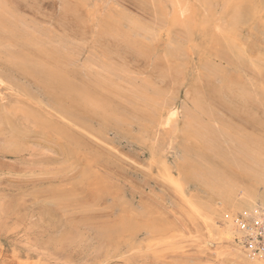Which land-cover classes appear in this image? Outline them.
<instances>
[{"label":"rangeland","instance_id":"1","mask_svg":"<svg viewBox=\"0 0 264 264\" xmlns=\"http://www.w3.org/2000/svg\"><path fill=\"white\" fill-rule=\"evenodd\" d=\"M161 1L168 4V0ZM187 1L193 21V39L189 42L185 31L151 0H9L29 21L68 42L69 47H78L83 54L82 63L68 68L55 58L42 57L49 70L64 74L66 89L15 70V84L2 88L0 264H247L237 257L221 256L226 244L210 238L206 217L193 213L167 180L161 164L150 160L154 128L142 133L139 123L148 119L147 113L144 115L132 102L128 104V84L119 85L124 96L128 95L123 98L118 79L102 88L82 67L89 56L96 57L101 60L98 62H107L120 72L127 70L123 74L128 75L127 79L158 88L170 100L176 99L178 106L184 100H201V107L207 113L212 111L216 120L219 118L233 130H243L251 138L259 137L264 145V103L244 102L238 95L241 88L251 90L253 95H262L264 102V0H251L250 16L236 28L228 27L232 48L220 40L216 25L223 18L230 20L233 4L223 14L227 0H211L210 11L202 7L203 0ZM6 63L0 59V71L10 70ZM234 83L244 87L237 85V90ZM16 95L22 97L17 99ZM85 95L98 100L99 103L93 101L95 105L109 107L98 108L99 116L95 107H87L86 113V107L82 111L84 105L79 103L83 104ZM114 95L119 100L113 101ZM59 98L62 101H57ZM16 102L34 110L36 126L26 133L14 132L6 120V109ZM77 105L82 106L80 110ZM113 107V116L122 112L126 122L121 114L117 116L120 120L113 117L117 123L110 120ZM183 140V135L177 134V143ZM191 153L189 159L195 161V153ZM172 157L169 154L168 160ZM216 161V166L229 171ZM187 183L191 200L208 198L196 180L188 179ZM262 239L260 235L256 252L264 248ZM209 240L213 245L207 244ZM245 245L251 247L248 242Z\"/></svg>","mask_w":264,"mask_h":264},{"label":"bare ground","instance_id":"2","mask_svg":"<svg viewBox=\"0 0 264 264\" xmlns=\"http://www.w3.org/2000/svg\"><path fill=\"white\" fill-rule=\"evenodd\" d=\"M250 1L251 0H227V3L223 7V11H224L223 14H226L227 10H229L230 6L233 4L231 18L229 21L227 20L228 22L225 20V18L221 20V23L219 22L220 20L217 21L218 23L216 25V29H217L216 34L219 35V38L221 41L223 42L226 41V43L228 44L230 48H232V45L230 42L231 36H229L230 33H228V27L230 26L231 27L230 30H232L234 27L236 28L237 25L243 22L247 18V16H250V12L252 10ZM151 3L153 4L154 7L164 8L165 13H167V16L171 17L172 21H174V23H176L179 27H181L185 31V33L187 34V42L193 39V38L190 39L191 37L190 31L193 25V21L191 17L192 10L187 0H168V4H164V2H162L161 0H151ZM201 5L203 8H205L206 11H210L213 6V3L211 0H203ZM207 16L209 17V15ZM215 21H216V18L214 19V22ZM210 29H209V32H211ZM147 30L154 32L150 28H147ZM151 32L149 33L145 32V33L151 34ZM197 43L199 44V42ZM203 43H204V40H203ZM69 46L70 45L68 42L65 43L62 39L58 40L57 38H55V36H52L51 33L48 32L46 29L29 21L27 17H25L22 13H20L19 10L15 8L9 2V0H0V59H5L6 62L9 64L8 65L9 67L7 69H10L7 71H3V70L0 71V100L3 101L2 90L4 89L2 88L6 85L8 86V85L15 84L16 77L13 75L14 73H12V70L21 72L22 74H25V75H29V74L33 75L34 77L38 79H42L48 85L50 84L51 86H56L59 88L64 87L66 89L65 86L67 85L66 84L67 81L65 80L64 74L62 72L57 73L53 70H49L48 67H46V65L43 64L42 57L47 56V57L55 58L57 62L63 64L65 68H68L71 65L82 63L80 62L81 61L80 59L83 54L82 53L83 51L81 49H78V47L72 48ZM236 46L238 47V45ZM193 47L194 46H192V48ZM238 49L239 48H237V51H240ZM176 51L178 52V50ZM33 52H37V54H34ZM168 53H169V50H168ZM237 56L240 57V54ZM95 58H92V56H89L85 60L82 67L84 68V70L89 72L91 76L95 78L96 82L102 85V88H104V86H110L111 84L113 85V82L115 83L116 79H118L117 80L118 90L120 88L119 85L121 86L122 84L123 86V83L128 84L129 92L126 90L127 93L130 94L129 96L127 95L130 98L128 99L129 101L128 104L132 102L131 104L133 106L135 105L136 108L138 109L141 108L142 113L143 111L145 112L144 115L147 113L145 116L148 117L149 119L148 121V119L144 118L146 119V121H144V119L142 118L143 119L142 123L141 122L139 123L142 133L144 134L148 133L149 128L150 130L154 128V131L152 130L153 133L151 134L152 140L150 142V152H151L150 160L154 163L159 162L161 164V168H163V171H164V174L167 180L169 181V183L173 184V186L176 188V191L182 196L184 201H186L190 205L193 213L198 214L201 217H206V219L208 220L207 232L210 238H214L218 240L219 242H221L220 245L226 244V246L224 247V250L221 253V256L229 255V256L237 257L238 259L244 260L245 263L247 264H264V248L262 250L261 248H259L261 250L260 253L256 252L258 251V247H259L257 246V243L259 242L260 235L263 237L262 241L264 240V234H263V231H264V145H262V143L258 140L259 137L257 136L258 139H255L254 138L255 135H254L251 138L247 135L248 133L246 134L243 130L242 131L233 130L232 128L234 127L231 128L228 125L226 126V124L224 125V122L218 121L219 118H217L216 120V118L211 113L212 112L211 110H209L211 111L209 113L212 114L213 117L209 115V113L205 112L206 110L205 108L201 107V105H204V104H201L202 102L201 100H193L190 103L184 100L181 103V105L178 106L177 103L175 102L176 99L172 98L170 100L158 88L145 87L144 84H141V82L140 84H138L135 82V80H131L132 78L127 79L129 78L128 75L126 76L127 78L124 76L127 70L123 71L124 73L121 71L122 72L121 73L119 70H117V67L115 69L112 65L108 64L107 62H98L101 60L97 61L96 59H99V58H96V59ZM244 59L245 58L243 57V60ZM214 70H217V69H211V72H213ZM215 74L219 75V72L216 71ZM130 76L133 77L132 74ZM114 78L116 79L114 80ZM133 78L135 79L136 77H133ZM212 78L213 77H211V79ZM112 80L114 81L112 82ZM87 83L89 84L90 82H87ZM229 83L231 82H228V84ZM93 84L95 85L96 83H93ZM117 85L114 84V86H117ZM237 85L238 84H236L235 89H237ZM242 86L244 87V85ZM89 87H91V85ZM99 87L96 89H99ZM126 87L127 86H125V88ZM84 88H86V86ZM91 88L93 89V87ZM232 88L234 87H231V89ZM11 89H14V88H11ZM113 89H117V88L115 87ZM91 91L92 90H90V92ZM109 91L107 92V94L111 93L113 95V93L116 90L115 91L113 90L114 91L113 93ZM119 91L120 93L122 92V97L124 98L125 97L124 94L126 93L123 94L122 90H119ZM238 91H239L238 95L241 101L243 100L244 102H247L250 100H255L256 102L264 103L262 95L255 94L254 90H253L254 95L250 93L251 90L250 92L249 91L247 92L246 90L241 88V90H238ZM13 92L14 91L12 90L11 93ZM72 93H76V92L73 91ZM117 93L118 92H116V94ZM120 93H118L117 96H119ZM256 93H259V92H256ZM16 96L15 98L17 99H20L22 97V96L18 97L19 95H16ZM127 96L125 98H127ZM113 97H115V95ZM30 98L33 99L32 97ZM95 99H98V97H96ZM114 99L115 100L113 101H116L117 98L115 97ZM59 100L60 98L57 99V101ZM22 101L24 103V100ZM60 101H62V99ZM93 101H95L94 103H99L98 100H94V98H93ZM93 101H92V98H89V97L86 98V95H85L83 104L82 102H79L81 103L82 106L84 105L83 107L81 106L82 108L80 107L82 111L84 107H86L84 109L86 110L85 111L86 113L88 110L87 107L88 108L95 107V109L96 108L105 109L109 107V106L106 107L104 104H102V106H99L98 104L95 105ZM118 102L120 101H117V103ZM32 103L33 102L31 101V104ZM55 103L57 104L56 101ZM108 103H110L111 106L113 105V102L111 103L109 102V100H108ZM117 103H116V106H117ZM33 105H36V104L33 103ZM57 105L59 106V104ZM119 105L120 104H118V106ZM55 106L53 105L52 108H54ZM41 107L42 106H40V108ZM76 107H78V105ZM131 107L132 106H130L129 108ZM80 108L78 110H80ZM113 108L111 110L110 120L113 119L114 117L113 114L116 111L115 110L116 108L115 107ZM97 109L95 111H97ZM32 110L33 109L30 110V108L27 105H22V104L18 105L17 102L13 106H10L8 109H6L5 111V115L7 118L6 120L11 124V128L14 132L18 134H20V132L26 133L28 132L30 127L33 128L34 126H36L37 120L33 113L34 110L33 112ZM36 110L38 111L37 108ZM45 111L48 112L46 109ZM112 111H114V113ZM92 113H94L93 115L96 116L95 112L92 111ZM127 113H126V116H127ZM97 114L99 116V109L97 111ZM129 114H131V111ZM144 115L142 114V116ZM117 116L116 118L119 119V117ZM121 116H123L122 114L120 115V118L125 121L126 118L123 119V117ZM137 116H139L138 118L140 119V115H137ZM129 117H132V116H129ZM116 118L114 117V119ZM114 119L113 121L117 123L118 120L115 121ZM71 120L72 118L70 119V121ZM40 121L41 120H39V122ZM146 124L148 125L146 126ZM120 125H119V128H120ZM122 126L123 125H121V128ZM35 131L37 130L35 129ZM11 134L13 135V133ZM177 134H180L181 136L183 135L184 140L182 141L183 142L182 144L177 143L176 141ZM11 140H16V139H11ZM13 142L14 144L16 143V141H13ZM192 151L195 153L194 155L196 157L195 161H190L189 159V156L192 154L191 153ZM114 152L116 151L114 150ZM169 154L173 156L172 157L173 160H168ZM216 160L219 161L221 165L226 166L229 169V171H225L224 168L221 169L219 165L216 166L215 164ZM176 173L178 175H176ZM188 179L196 180L202 186L204 191H206L208 198H205L198 202L191 200V198L187 195V190H188L187 180ZM245 242H248L249 244H251V247L248 248L245 245ZM207 244L213 245V242L209 240Z\"/></svg>","mask_w":264,"mask_h":264}]
</instances>
